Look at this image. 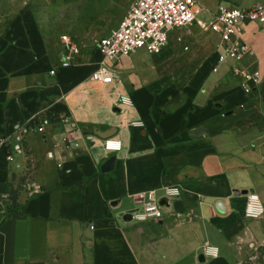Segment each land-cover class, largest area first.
Segmentation results:
<instances>
[{
    "label": "crops",
    "instance_id": "crops-1",
    "mask_svg": "<svg viewBox=\"0 0 264 264\" xmlns=\"http://www.w3.org/2000/svg\"><path fill=\"white\" fill-rule=\"evenodd\" d=\"M126 2L106 0L104 11L119 12L104 19L84 0L74 26L99 30L80 48L72 24L46 15V0H0V264H237L243 237L257 233L244 210L250 192L264 204V23L238 30L250 48L240 66L261 73L249 93L230 65L212 71L213 51L189 56L181 81L164 73V54L145 50L149 77L134 69L135 52L106 61L116 81H92L97 42ZM202 30L214 49L217 36ZM63 35L79 48L69 67ZM108 130L119 151L104 149L97 132ZM167 185L180 195L167 196ZM150 191L162 218L131 220Z\"/></svg>",
    "mask_w": 264,
    "mask_h": 264
},
{
    "label": "built area",
    "instance_id": "built-area-1",
    "mask_svg": "<svg viewBox=\"0 0 264 264\" xmlns=\"http://www.w3.org/2000/svg\"><path fill=\"white\" fill-rule=\"evenodd\" d=\"M206 9L198 0H133L131 7L121 18L118 26L106 37L98 40L96 48L103 59L91 73V80L103 84L113 83L117 74L107 64V60H118L139 50L157 55L167 45L170 32L177 28L191 26L195 23L201 28L213 32L218 38L217 55L212 71L222 65H230L233 74L241 77L240 85L249 93L252 87L260 84L259 70H249L240 66L244 57L250 52L246 42L238 37V30L246 23H264V7L255 5L249 8L220 5L217 11L207 20L201 19ZM64 44L62 67H69L73 56L79 48L70 36L61 37ZM54 73V70L51 71ZM121 103L130 105V99L121 97ZM132 126L142 127L141 121L131 122ZM106 151H119L122 148L120 139H104ZM166 195L177 197L180 190L175 185L165 186ZM143 204L140 209L130 213L131 220L137 222L158 221L162 218L161 206L155 194L150 191L140 193ZM264 214V204L258 194L250 192L246 196L244 216L258 219ZM204 254L210 257L218 255V249L207 245Z\"/></svg>",
    "mask_w": 264,
    "mask_h": 264
},
{
    "label": "rangeland",
    "instance_id": "rangeland-1",
    "mask_svg": "<svg viewBox=\"0 0 264 264\" xmlns=\"http://www.w3.org/2000/svg\"><path fill=\"white\" fill-rule=\"evenodd\" d=\"M246 1L247 0H198L199 4L208 10V12L205 11L201 15V19L208 20L211 14L215 13L220 5L242 8V6L246 5ZM83 2L84 0H46V4L48 5L47 8L49 10H45V13L52 18H65L64 20L67 23L74 26L75 18H78L77 15H81L80 10L82 9ZM106 4V0H85V7L88 15L94 14L93 12H95L98 18L101 16V18L104 19H111L115 16L114 14H117L119 11L118 8H114V11H104ZM121 4H124L125 8L127 7L126 0L124 3H122L121 0ZM56 6L59 8L57 12L61 16H58L55 13L54 8ZM86 24L88 23L85 20L81 21V25L80 22L77 21L74 26L75 28L72 31L73 35L77 37L75 40L80 48L82 44L79 43V38L95 36V34H92L90 31L99 30L94 26L90 29ZM202 29L199 24H195L194 26L177 28L171 33L167 45L160 53L166 56L161 65L165 74L168 73L169 75L171 74V76L175 75L179 81L185 80L191 62L189 56L191 57L193 54L197 56H213L212 51L215 56L217 46H214L213 49L210 45V39L207 32ZM158 55L159 54L152 56ZM148 57L149 54L145 51H138L136 52L135 57L136 64H134V69L139 72V74H143L146 77H149L152 74L151 69H149L151 63ZM256 222L259 223V226L256 229L257 233L254 235H245L240 243L241 257L237 264H264V214L258 218Z\"/></svg>",
    "mask_w": 264,
    "mask_h": 264
},
{
    "label": "water",
    "instance_id": "water-1",
    "mask_svg": "<svg viewBox=\"0 0 264 264\" xmlns=\"http://www.w3.org/2000/svg\"><path fill=\"white\" fill-rule=\"evenodd\" d=\"M200 131H201L200 129H195V130L192 131V134H193V135H197V134L200 133ZM97 135H98L99 137L103 138V139H106V138H108V137H112V136L114 135V132L108 130V131H104V132H97ZM110 163H112V158H111V160L109 161V164H110ZM201 258H202V257H201Z\"/></svg>",
    "mask_w": 264,
    "mask_h": 264
}]
</instances>
